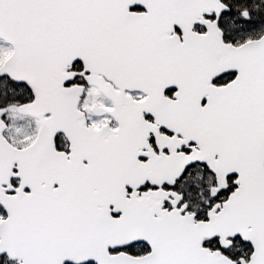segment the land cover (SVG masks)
<instances>
[{
	"label": "snow or ice",
	"instance_id": "snow-or-ice-1",
	"mask_svg": "<svg viewBox=\"0 0 264 264\" xmlns=\"http://www.w3.org/2000/svg\"><path fill=\"white\" fill-rule=\"evenodd\" d=\"M0 264H264V0H0Z\"/></svg>",
	"mask_w": 264,
	"mask_h": 264
}]
</instances>
